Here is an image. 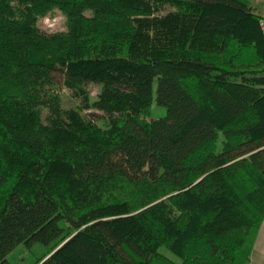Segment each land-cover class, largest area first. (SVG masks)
Masks as SVG:
<instances>
[{"label": "trees", "instance_id": "trees-1", "mask_svg": "<svg viewBox=\"0 0 264 264\" xmlns=\"http://www.w3.org/2000/svg\"><path fill=\"white\" fill-rule=\"evenodd\" d=\"M53 9L66 31L36 26ZM259 18L246 0H0V264L34 244L31 264H248Z\"/></svg>", "mask_w": 264, "mask_h": 264}, {"label": "rangeland", "instance_id": "rangeland-1", "mask_svg": "<svg viewBox=\"0 0 264 264\" xmlns=\"http://www.w3.org/2000/svg\"><path fill=\"white\" fill-rule=\"evenodd\" d=\"M247 2L249 0H246ZM255 0H251L252 4ZM258 4L261 7V11H264V0H257ZM249 3V2H248ZM250 5V3H249ZM253 11V10H252ZM36 26L45 33H56V32H64L66 31V23L65 17L58 9H53L51 12L46 14L45 16L39 17L36 23ZM58 80H62L60 74H57ZM87 92L89 95V99L91 101L95 100L96 96L99 93V86L93 83L87 84ZM60 99H61V107L63 109H72L76 107L82 106L81 99L76 97L71 90L67 89L63 85H61V89L59 91ZM150 115L146 117V120L149 121L151 118H159L164 116L165 111L162 108H157L155 105L151 107ZM94 113L96 117L94 118L98 124H101L100 117L102 116L101 112L96 110H84L82 115L86 117L88 113ZM46 251L45 246L40 244H34L30 248H26L24 246L18 247L8 258L9 264H31L35 259L41 257Z\"/></svg>", "mask_w": 264, "mask_h": 264}, {"label": "crops", "instance_id": "crops-1", "mask_svg": "<svg viewBox=\"0 0 264 264\" xmlns=\"http://www.w3.org/2000/svg\"><path fill=\"white\" fill-rule=\"evenodd\" d=\"M248 2L250 3L253 12L257 16L264 17V11H261V7L258 4L257 0H255L253 4L251 0H249ZM248 264H264V219L254 240Z\"/></svg>", "mask_w": 264, "mask_h": 264}, {"label": "built area", "instance_id": "built-area-1", "mask_svg": "<svg viewBox=\"0 0 264 264\" xmlns=\"http://www.w3.org/2000/svg\"><path fill=\"white\" fill-rule=\"evenodd\" d=\"M258 26L260 28V31L262 33L263 39H264V17H260L258 20Z\"/></svg>", "mask_w": 264, "mask_h": 264}]
</instances>
